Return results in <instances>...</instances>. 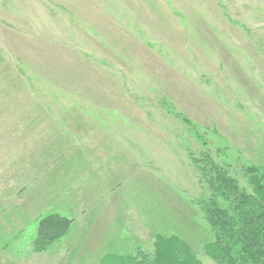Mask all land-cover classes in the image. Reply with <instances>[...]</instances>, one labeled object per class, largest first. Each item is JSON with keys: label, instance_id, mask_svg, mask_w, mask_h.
Masks as SVG:
<instances>
[{"label": "rangeland", "instance_id": "obj_1", "mask_svg": "<svg viewBox=\"0 0 264 264\" xmlns=\"http://www.w3.org/2000/svg\"><path fill=\"white\" fill-rule=\"evenodd\" d=\"M204 154L264 171V0H0V264H217Z\"/></svg>", "mask_w": 264, "mask_h": 264}, {"label": "trees", "instance_id": "obj_2", "mask_svg": "<svg viewBox=\"0 0 264 264\" xmlns=\"http://www.w3.org/2000/svg\"><path fill=\"white\" fill-rule=\"evenodd\" d=\"M192 162L209 193L202 209L214 239L204 247L205 254L217 264H264V171L245 170L244 187L228 167L207 154ZM53 222L36 239L35 251H46L65 235L67 224ZM108 259H117L113 264H201L192 249L174 236H157L152 254L139 251L136 257Z\"/></svg>", "mask_w": 264, "mask_h": 264}]
</instances>
